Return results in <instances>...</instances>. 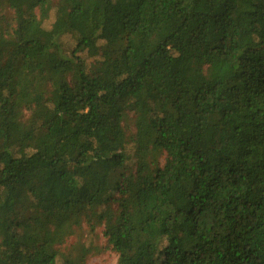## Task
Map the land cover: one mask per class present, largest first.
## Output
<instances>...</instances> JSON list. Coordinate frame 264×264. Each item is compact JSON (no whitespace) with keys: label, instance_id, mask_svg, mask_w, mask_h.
Masks as SVG:
<instances>
[{"label":"trees","instance_id":"16d2710c","mask_svg":"<svg viewBox=\"0 0 264 264\" xmlns=\"http://www.w3.org/2000/svg\"><path fill=\"white\" fill-rule=\"evenodd\" d=\"M58 2L0 0V264H85L84 229L117 264H264V0Z\"/></svg>","mask_w":264,"mask_h":264},{"label":"rangeland","instance_id":"374dc122","mask_svg":"<svg viewBox=\"0 0 264 264\" xmlns=\"http://www.w3.org/2000/svg\"><path fill=\"white\" fill-rule=\"evenodd\" d=\"M53 6L57 7L61 12L65 13L64 8L59 4L58 0H52ZM53 16L54 12L51 14L50 19L45 22L44 28L46 30L50 29V25L53 22ZM13 25V12L9 10L8 8H5L1 10L0 13V38L4 36L5 32L10 31L11 26ZM63 45H65L66 50L71 52V49L73 48L72 39L69 37L62 39ZM101 43V42H100ZM9 45H5V49L3 50V53L0 56V59L2 62H5L8 60L9 56ZM99 60L94 59H88L87 65H93L96 64ZM19 114L21 111H18ZM131 128V127H130ZM47 232V239L54 240L56 236V231L52 230L48 226H44ZM77 241L81 239V242L85 245L95 248L96 250H93L85 264H117V255L106 248L105 239L102 235V229H97L95 233L89 234L86 229L81 233H78L77 235ZM76 239L71 238L67 241L66 247L72 248L74 244H76Z\"/></svg>","mask_w":264,"mask_h":264}]
</instances>
